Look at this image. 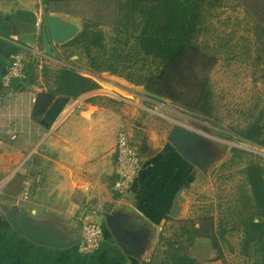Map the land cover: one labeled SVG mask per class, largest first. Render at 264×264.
Instances as JSON below:
<instances>
[{
	"label": "crops",
	"instance_id": "crops-1",
	"mask_svg": "<svg viewBox=\"0 0 264 264\" xmlns=\"http://www.w3.org/2000/svg\"><path fill=\"white\" fill-rule=\"evenodd\" d=\"M38 1L0 0V26L4 17L13 34L8 38L0 34V96L5 99L0 106V183L7 182L5 187L12 188L22 182L23 204L3 202L26 210L32 224L48 229L69 244H36L19 234L5 213L0 212V264H151L169 221L189 218L191 196L186 188V172L191 174V165L175 147L166 149L153 165H144L131 192L116 195L112 186L116 180L117 132L126 118L97 103L101 97L98 89L77 99L70 98L53 125L43 120L46 113L41 120L33 118L39 94L53 87L43 80L38 69L36 82L17 83L22 90L16 98L5 97L2 78L11 55L22 54L27 63L34 60L19 51L17 45L39 49L43 14L37 8ZM76 102L83 103V108L77 109ZM121 111L127 113L124 108ZM134 117L135 113L130 115ZM11 129L19 132L14 141L9 134ZM21 160H25L24 177L11 176ZM30 165V174L25 175ZM81 186H85L84 191ZM179 190L182 200L176 198ZM173 213L176 217L171 216ZM84 217L101 223L104 231L101 247L91 256L78 250ZM108 217L116 218L125 238L143 253L133 255L121 248L108 225ZM191 256L196 264H223L213 242L206 237L195 239Z\"/></svg>",
	"mask_w": 264,
	"mask_h": 264
},
{
	"label": "rangeland",
	"instance_id": "rangeland-1",
	"mask_svg": "<svg viewBox=\"0 0 264 264\" xmlns=\"http://www.w3.org/2000/svg\"><path fill=\"white\" fill-rule=\"evenodd\" d=\"M117 1L61 0L47 5L40 0L37 8L43 14L41 31L46 15H54L65 22H76L79 33L84 30L102 31L109 45L113 33L110 24L117 21L119 13ZM260 27H264V0L210 1L197 38L203 57L197 62L195 71L186 74L190 77L188 79L199 85L207 84L209 100L206 113L164 97L156 99L143 86L109 72H89L83 45L71 42L56 45L51 41L52 53L48 55L43 47V34L38 47L45 57L39 62L32 57L34 60L29 62L26 84L37 81L38 69L43 80L45 78L54 85L58 71L66 66L95 81L101 95L97 103L111 107L126 118L117 133L125 131L141 151L147 145L141 153L142 168L147 162L153 165L161 159L166 149L173 150L167 136L175 124L199 134L196 159L193 162L186 159L191 165V174L186 172V177H189L186 188L191 197L190 215L185 221L198 227L211 222L223 224L229 230L237 223L240 211L246 209L251 194L242 170L251 162H257L264 168V146L239 135L251 123L259 122L264 126V33L260 34ZM212 61L214 65L208 71ZM182 93L188 103L196 104L198 90L183 89ZM115 94L117 96H112ZM122 108L127 113L121 111ZM133 113L135 117L130 118ZM24 161L16 165L11 176L24 177ZM30 169L31 165L25 175L30 174ZM6 184L4 181L0 183V212L3 215L1 208L8 206L3 200L19 205L24 202V184L16 183L12 188H6ZM244 242L243 233L233 231L224 238L218 235L217 247L213 246L223 264L261 262L260 254L256 255L255 249L247 248Z\"/></svg>",
	"mask_w": 264,
	"mask_h": 264
},
{
	"label": "trees",
	"instance_id": "trees-1",
	"mask_svg": "<svg viewBox=\"0 0 264 264\" xmlns=\"http://www.w3.org/2000/svg\"><path fill=\"white\" fill-rule=\"evenodd\" d=\"M53 1L61 0H44V3L49 5ZM210 1L118 0L117 21L110 24L113 28L111 44L108 45L102 31L96 30H84L70 42L83 45L89 72H109L143 86L148 92L206 113L209 100L207 84L199 85L188 79L186 74L195 71L197 62L203 57L197 38ZM260 28V34L264 33V27ZM213 65L214 61L207 70L210 71ZM29 67L28 62V73ZM53 86L51 91L39 94L33 111L34 119H42L57 95L77 99L99 87L92 79L67 66L58 71ZM14 88L22 90L17 83H14ZM183 89L198 90L196 104L184 99ZM239 135L264 146V126L259 122L251 123ZM242 173L251 194L246 209L238 214L235 226L228 230L223 224L211 222L196 227L189 221L171 219L160 236L157 255L153 256L151 264H196L191 256L196 238H209L217 247L218 235L224 238L233 231L243 233L244 245L253 247L256 255L260 254L261 262L257 264H264V168L257 162H251Z\"/></svg>",
	"mask_w": 264,
	"mask_h": 264
},
{
	"label": "water",
	"instance_id": "water-1",
	"mask_svg": "<svg viewBox=\"0 0 264 264\" xmlns=\"http://www.w3.org/2000/svg\"><path fill=\"white\" fill-rule=\"evenodd\" d=\"M45 19L46 23L44 24V29L42 31L43 47L48 55L52 53L50 45L51 41L56 45H64L73 40L79 34V27L74 21L65 22L60 17L54 15H46ZM0 34L7 38L12 37L13 35L11 26L7 23L4 17L2 18L0 26ZM0 47H2V43H0ZM150 95L159 100L163 99V97L154 93H151ZM69 101L70 98L67 96L57 98L49 107L43 120L49 125H53ZM199 137L200 135L193 130L188 129L181 124H175L170 130L167 139L185 159L193 162L196 159V150L198 148L197 139ZM146 147L147 145H144V149L142 151L140 150V153L144 152ZM83 188H85V186H81L80 190L84 191ZM181 193L182 190H179L176 194L177 200H182ZM2 208L11 226L28 240L36 244L53 247H65L69 244L65 242L63 238L57 237L48 229L42 230L33 225L26 210L9 206H3ZM171 216L176 217V214L173 213ZM107 221L117 242L125 252L133 255L143 253V249L136 247L134 243L125 238L124 234L118 228L115 217H108Z\"/></svg>",
	"mask_w": 264,
	"mask_h": 264
},
{
	"label": "built area",
	"instance_id": "built-area-1",
	"mask_svg": "<svg viewBox=\"0 0 264 264\" xmlns=\"http://www.w3.org/2000/svg\"><path fill=\"white\" fill-rule=\"evenodd\" d=\"M16 46V45H15ZM19 51L29 54L37 59V62L45 57V54L38 48L26 45H17ZM28 79V68L25 57L22 54L14 53L11 55L7 71L3 75L2 83L6 89L7 99H14L21 90L14 88V83L24 84ZM5 100V99H4ZM3 98L0 96V106H3ZM77 109H82L84 104L76 102ZM11 140L18 138L17 129L9 130ZM143 166V159L139 148L135 146L131 137L125 132L120 131L117 136V144L115 148V175L116 180L112 186L114 194L125 196L131 192L136 183L137 178ZM103 226L101 223L94 221L88 217L81 220V239L78 244V250L86 256H91L99 250L103 242Z\"/></svg>",
	"mask_w": 264,
	"mask_h": 264
}]
</instances>
